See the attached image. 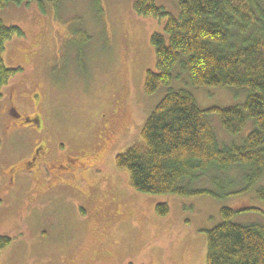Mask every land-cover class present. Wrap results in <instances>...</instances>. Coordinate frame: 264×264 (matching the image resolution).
<instances>
[{
    "label": "rangeland",
    "instance_id": "rangeland-1",
    "mask_svg": "<svg viewBox=\"0 0 264 264\" xmlns=\"http://www.w3.org/2000/svg\"><path fill=\"white\" fill-rule=\"evenodd\" d=\"M180 1L157 4L175 15ZM135 2L26 0L1 11L23 36L4 54L6 67L20 71L0 98V237L12 240L0 264H206V231L222 223L223 208L256 209L236 215L240 224L264 221L256 189L222 198L147 195L116 166L167 89H144L156 70L152 36L164 34L167 20L139 16ZM191 93L203 110L246 98L228 88ZM210 122L221 145L234 142L218 116ZM235 182L221 191L218 181L194 187L222 196L244 187ZM159 204L169 215H158Z\"/></svg>",
    "mask_w": 264,
    "mask_h": 264
},
{
    "label": "trees",
    "instance_id": "trees-1",
    "mask_svg": "<svg viewBox=\"0 0 264 264\" xmlns=\"http://www.w3.org/2000/svg\"><path fill=\"white\" fill-rule=\"evenodd\" d=\"M12 2L26 0H0V13ZM134 10L141 17L167 20L164 34L152 36L156 70L147 73L144 87L147 95L167 89L145 122L141 141L116 157L118 169L128 173L132 189L141 194L222 198L256 189L264 201V189L257 187L264 177V0H181L172 9L175 15L157 0H136ZM16 36H23L21 29L0 18V98L20 71L4 61L6 44ZM208 87L237 90L246 98L241 105L203 110L191 91ZM212 115L234 138L232 144H220ZM248 127L247 137L237 141ZM230 175L234 181L223 184ZM216 181L220 191L235 181L244 187L222 196L194 187ZM247 210L256 209L221 210L222 223L206 231V264H264V221H234ZM156 211L165 217L170 208L159 204ZM11 243L0 237V251Z\"/></svg>",
    "mask_w": 264,
    "mask_h": 264
}]
</instances>
